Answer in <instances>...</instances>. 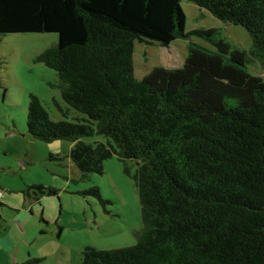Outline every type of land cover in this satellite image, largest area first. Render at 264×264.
Here are the masks:
<instances>
[{
  "label": "trees",
  "instance_id": "1",
  "mask_svg": "<svg viewBox=\"0 0 264 264\" xmlns=\"http://www.w3.org/2000/svg\"><path fill=\"white\" fill-rule=\"evenodd\" d=\"M184 1L244 27L251 51L217 29L187 32ZM20 33L59 35L38 62L58 74L64 101L84 116L55 122L31 96L30 135L73 142L84 178L103 175L114 157L137 167L138 243L87 248L81 264H264V78L249 72L250 56L264 68V0H0V35ZM194 36L214 49L191 42L184 67L136 78V42ZM93 136L106 141H81ZM24 193L36 202L58 195L44 184Z\"/></svg>",
  "mask_w": 264,
  "mask_h": 264
},
{
  "label": "rangeland",
  "instance_id": "2",
  "mask_svg": "<svg viewBox=\"0 0 264 264\" xmlns=\"http://www.w3.org/2000/svg\"><path fill=\"white\" fill-rule=\"evenodd\" d=\"M182 7L187 32L217 29L234 47L251 51L253 39L244 27L225 23L192 2L184 1ZM191 42L214 49L197 36L169 46L136 42V78L142 80L158 67H184ZM58 44L56 33L0 35V203L6 206L0 204V228L4 235L19 240L17 251L23 257L39 256L45 260L41 264H81L87 248L111 251L136 245L145 226L133 161L124 164L114 157L105 162L103 175L84 178L71 158L73 142L45 143L29 133L31 96L40 99L55 122L84 119L64 101L58 74L38 62L40 55ZM250 58L249 72L264 78V68ZM81 141L94 144L106 140L93 136ZM33 183L52 186L58 192L36 204L40 213L25 207L24 191ZM5 197H11L17 210L8 207ZM49 202L56 206L47 208L50 223L45 218Z\"/></svg>",
  "mask_w": 264,
  "mask_h": 264
},
{
  "label": "crops",
  "instance_id": "3",
  "mask_svg": "<svg viewBox=\"0 0 264 264\" xmlns=\"http://www.w3.org/2000/svg\"><path fill=\"white\" fill-rule=\"evenodd\" d=\"M33 184H35V183H33ZM46 186H49V185H46ZM50 187H52V186H50ZM52 188H54V187H52ZM3 201L6 202V204L8 205L9 208H11L12 211L17 210L16 209L17 207H15L11 197H5ZM37 203H39V202H36L31 198H26L25 207L30 208L33 212L40 213V210H37L35 207ZM48 207L55 208L56 206L52 202H49L48 204H46L45 218L50 223L52 221V218L49 216L50 212L47 209ZM18 222L22 226V228L27 230V226L23 225L21 223V221H18ZM1 230L2 229L0 228V264L23 263V262H26V261L33 259V258L43 259V258H39V256L36 257V255H30V254L28 255V257L21 256L20 253L17 251V249L19 248L18 246L20 244V242H18L19 240L15 241L13 239V237H11L10 235H8V234L4 235ZM43 261H45V260H43Z\"/></svg>",
  "mask_w": 264,
  "mask_h": 264
}]
</instances>
